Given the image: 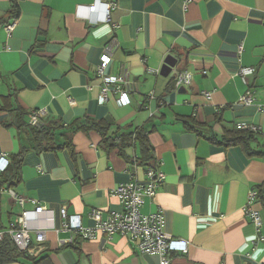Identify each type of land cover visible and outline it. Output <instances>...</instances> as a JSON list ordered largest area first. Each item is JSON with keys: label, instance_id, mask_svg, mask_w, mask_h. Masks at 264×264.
I'll use <instances>...</instances> for the list:
<instances>
[{"label": "crops", "instance_id": "crops-1", "mask_svg": "<svg viewBox=\"0 0 264 264\" xmlns=\"http://www.w3.org/2000/svg\"><path fill=\"white\" fill-rule=\"evenodd\" d=\"M106 2L115 3L109 21ZM16 3L13 18L11 0H0V155L10 164L21 143L29 148L21 158L20 181L0 188V230L28 211V229L45 236L33 264H158L157 256L139 253L125 235L97 231L87 239L64 230L60 216L65 207L67 216L91 227L92 209L103 218L120 211L111 190L145 180L146 167L127 162L117 149L106 150L94 130L74 132L72 148H31L8 111L18 106L28 113L43 110L39 123L88 117L108 120L112 130L147 126L153 164L160 162L165 178L141 211L161 212L162 230L187 242L185 252L169 251L171 264H264V210L256 196L248 204L249 193L264 181V156L206 138L220 139L244 124L254 126L257 142H264V0ZM106 53L111 60L105 73L138 86L128 91L129 104L120 105L117 92H109L105 102L98 99L96 68ZM168 55L177 61L162 76ZM242 69L251 71L241 74ZM182 70L192 82L176 87L175 73ZM246 91L253 102L239 104ZM190 126L205 131L198 135ZM127 152L137 154L133 148ZM7 189L44 210L36 213L30 202L20 206ZM246 206L260 213L259 228Z\"/></svg>", "mask_w": 264, "mask_h": 264}, {"label": "built area", "instance_id": "built-area-1", "mask_svg": "<svg viewBox=\"0 0 264 264\" xmlns=\"http://www.w3.org/2000/svg\"><path fill=\"white\" fill-rule=\"evenodd\" d=\"M115 6L114 2H106L104 4V18L109 21L110 10ZM90 11L95 10V4L89 6ZM114 27H117L114 25ZM111 58L106 53L101 57L100 63L96 68V75L101 81L100 93L98 99L105 102L109 92L119 93L118 103L120 105L129 104L128 91L137 89L138 86L129 81L126 76H113L105 73V69ZM251 69L240 70L241 74L250 72ZM204 72V71H203ZM192 82L191 74L186 71H178L175 73V85L189 86ZM208 95V94H207ZM253 93L246 91L242 94L238 103L249 105L253 102ZM44 115L43 110H32L28 123L37 125L39 119ZM238 129H250L255 131L254 126L244 124L237 125ZM9 159L0 155V173L8 168ZM145 180L130 181L116 185L111 194L116 196L121 204V210L109 213L105 218L97 209H92L89 213L90 219L94 222L91 227H84L76 216H67L65 207L60 208V216L63 220L64 230H74L82 237L90 239L94 238L97 231L106 233L108 236L113 234L125 235L128 240L141 254H150L158 257V264H171L169 251L179 249L186 251L187 242L183 239H176L166 234L162 230L163 217L161 212H153L144 214L141 211L142 204L146 198H151L155 193L157 185L164 181L165 175L160 169V162H156L154 166L144 169ZM0 191H3L0 189ZM20 206L25 202L34 204L33 210L40 213L44 207L36 204V200L24 198L16 194L13 190H5ZM255 197V192L249 193L248 204ZM247 216L254 225L259 228L261 226L260 213L245 207ZM28 211L22 210L14 221H10L7 227L0 230V240L6 235L9 236L19 252H25L30 256L38 255L42 250V242L45 239L43 230H35L31 232L28 229ZM177 246H179L177 248Z\"/></svg>", "mask_w": 264, "mask_h": 264}, {"label": "trees", "instance_id": "trees-1", "mask_svg": "<svg viewBox=\"0 0 264 264\" xmlns=\"http://www.w3.org/2000/svg\"><path fill=\"white\" fill-rule=\"evenodd\" d=\"M11 8L13 18L17 17L19 11L16 0H11ZM8 111L17 117L16 129L18 134L25 135L31 143V148L37 150H57L62 147L72 148L71 135L74 132L94 130L101 136L100 143L106 150L117 149L118 154L129 163L133 162L143 167H152L154 165L152 147L148 140L150 130L147 126L135 129L118 127L112 130L108 120L88 117L77 118L67 124L48 118L45 121L41 120L38 125H30L28 119L31 113L24 111L18 106L10 108ZM6 125L9 126V124ZM189 128L198 135L203 134L205 131L202 126H190ZM206 138L218 145H239L248 156H264V142H257L254 130L235 128L228 130L227 134L222 135L220 139H217L215 135ZM252 142L256 143L255 149L251 147ZM28 148L21 143L19 150L11 154L8 168L1 172L4 178L0 180V188L4 182L12 185L20 181L21 158ZM130 148L135 149L137 154L134 156L129 155L127 150ZM253 190L255 191L256 199L261 203L264 210V181L255 186ZM16 261H21L24 264H33L36 262V257L30 256L25 252H19L9 236L6 235L0 240V264Z\"/></svg>", "mask_w": 264, "mask_h": 264}, {"label": "water", "instance_id": "water-1", "mask_svg": "<svg viewBox=\"0 0 264 264\" xmlns=\"http://www.w3.org/2000/svg\"><path fill=\"white\" fill-rule=\"evenodd\" d=\"M176 61V58L171 55H168L164 60V64L160 68L159 74L162 76L169 75L172 69L175 67ZM178 91H184V88L180 87Z\"/></svg>", "mask_w": 264, "mask_h": 264}]
</instances>
